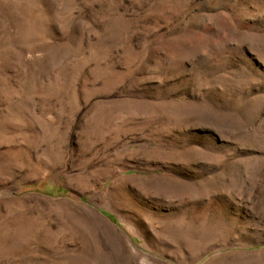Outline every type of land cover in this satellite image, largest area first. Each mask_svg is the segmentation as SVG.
<instances>
[{"label": "rangeland", "instance_id": "obj_1", "mask_svg": "<svg viewBox=\"0 0 264 264\" xmlns=\"http://www.w3.org/2000/svg\"><path fill=\"white\" fill-rule=\"evenodd\" d=\"M0 264H264V0H0Z\"/></svg>", "mask_w": 264, "mask_h": 264}]
</instances>
